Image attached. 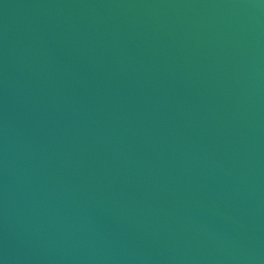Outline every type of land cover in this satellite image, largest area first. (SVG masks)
Returning <instances> with one entry per match:
<instances>
[{
  "label": "water",
  "instance_id": "water-1",
  "mask_svg": "<svg viewBox=\"0 0 264 264\" xmlns=\"http://www.w3.org/2000/svg\"><path fill=\"white\" fill-rule=\"evenodd\" d=\"M0 264H264V0H0Z\"/></svg>",
  "mask_w": 264,
  "mask_h": 264
}]
</instances>
